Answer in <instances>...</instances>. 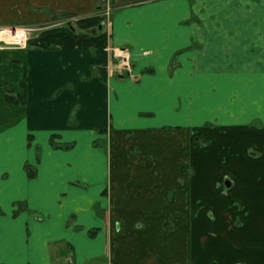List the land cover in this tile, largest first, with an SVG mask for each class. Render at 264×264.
Masks as SVG:
<instances>
[{"label": "crops", "instance_id": "1", "mask_svg": "<svg viewBox=\"0 0 264 264\" xmlns=\"http://www.w3.org/2000/svg\"><path fill=\"white\" fill-rule=\"evenodd\" d=\"M107 1L0 0V264H264V0Z\"/></svg>", "mask_w": 264, "mask_h": 264}, {"label": "rangeland", "instance_id": "2", "mask_svg": "<svg viewBox=\"0 0 264 264\" xmlns=\"http://www.w3.org/2000/svg\"><path fill=\"white\" fill-rule=\"evenodd\" d=\"M125 5H115L113 2L107 1L106 4H104L103 8H102V14H103V23L101 25L102 29L105 30V34H108V39H110V41L112 42V36H113V31H112V23H113V18H114V14L116 12H118L120 10L121 7H124ZM117 14V13H116ZM115 14V15H116ZM68 16H65L66 18H63V15L61 16L60 14L56 15L53 18V23H60V21L63 22V20H69L71 18H68L69 16L72 17V15L67 14ZM66 22V21H65ZM38 26H30V25H24V24H20L16 27H12V26H5V27H1L0 28V38L3 39V42L5 43L6 47H11L14 46L16 48H26L24 46H19V45H13L10 43V39L8 37V35H10L9 33H5L3 32V30H10L11 31H15V29H27L28 31V38L26 40V44H28V39L30 34L35 31L37 29ZM13 29V30H12ZM2 32V33H1ZM110 42V61L111 63H109V66L107 69H109V71H112L113 74L119 78L121 77H127V78H131V79H136L135 78V74H134V66H133V62L130 59V55H129V46H116L113 45V43ZM108 145L109 143H107L105 146H103V148L106 150H108ZM229 176H226L224 178L223 181L219 182L220 184H224V181L227 182V184H231V180L228 178ZM228 179V180H226ZM108 257H110V253L108 252ZM107 257V258H108ZM63 262H67L70 263V260H64ZM104 264H106L105 259H104Z\"/></svg>", "mask_w": 264, "mask_h": 264}, {"label": "trees", "instance_id": "3", "mask_svg": "<svg viewBox=\"0 0 264 264\" xmlns=\"http://www.w3.org/2000/svg\"><path fill=\"white\" fill-rule=\"evenodd\" d=\"M6 101L11 104H25L27 101V95H17L14 94L13 90L11 88H6ZM58 147H66L68 148L69 146H63L60 145ZM35 169V170H34ZM28 174L30 177L35 176V171L36 168H31L30 166H27Z\"/></svg>", "mask_w": 264, "mask_h": 264}, {"label": "built area", "instance_id": "4", "mask_svg": "<svg viewBox=\"0 0 264 264\" xmlns=\"http://www.w3.org/2000/svg\"><path fill=\"white\" fill-rule=\"evenodd\" d=\"M13 30V29H12ZM5 33H9L8 37L12 40H10V43L13 45H19V46H24L26 47V40L28 38V31L27 29H15V31L10 30H3ZM2 33V32H1Z\"/></svg>", "mask_w": 264, "mask_h": 264}]
</instances>
